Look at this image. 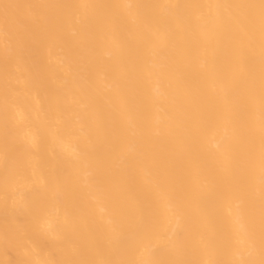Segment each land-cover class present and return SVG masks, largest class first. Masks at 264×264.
Wrapping results in <instances>:
<instances>
[{
	"label": "bare ground",
	"instance_id": "6f19581e",
	"mask_svg": "<svg viewBox=\"0 0 264 264\" xmlns=\"http://www.w3.org/2000/svg\"><path fill=\"white\" fill-rule=\"evenodd\" d=\"M0 264H264V0H0Z\"/></svg>",
	"mask_w": 264,
	"mask_h": 264
}]
</instances>
